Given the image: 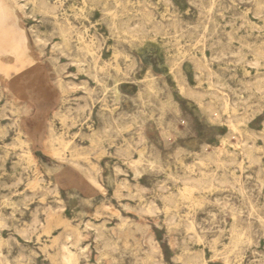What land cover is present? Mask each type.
Here are the masks:
<instances>
[{"label":"rangeland","instance_id":"1","mask_svg":"<svg viewBox=\"0 0 264 264\" xmlns=\"http://www.w3.org/2000/svg\"><path fill=\"white\" fill-rule=\"evenodd\" d=\"M11 1L0 264H264V0Z\"/></svg>","mask_w":264,"mask_h":264},{"label":"bare ground","instance_id":"2","mask_svg":"<svg viewBox=\"0 0 264 264\" xmlns=\"http://www.w3.org/2000/svg\"><path fill=\"white\" fill-rule=\"evenodd\" d=\"M91 1L94 2L96 0H91ZM99 1H101V0H99ZM42 2H40V3L41 4H45V5L47 3V2H44V3H42ZM48 6H49V4H48ZM14 7H15V4L11 0H0V54L2 52H6L7 55H8L5 58L6 65H2L1 64V59H0V76H1V78L3 80H7L8 79V73H9V71L11 69H17L20 65L25 64L28 61H31V59L25 55L24 38L21 35V33L17 30V28L15 26ZM51 7H53V6H51ZM41 8H42V5H41ZM53 8H55V7H53ZM53 8H49L48 7V9H46V10L47 11H51V10H53ZM111 17L113 19H115L116 18V14L112 13ZM147 17L148 16H146V18ZM60 26L64 30H66L67 34L70 32V25H68L67 20H64V22L61 23ZM121 32L126 38H133L134 37V35L129 31L128 26H127L126 23H125V26H123L121 28ZM83 42H85V41H83ZM86 43L88 44V42H86ZM80 44H81V42H80ZM87 44H83V45L81 44L82 45L81 49L84 50L87 53L89 52L88 54H90L89 46H87ZM91 51L93 52V49ZM54 141H57L60 147H59V149L57 151H53L52 155L54 157H56V158H60L59 155H58V152H62L66 148V145L69 144V143L64 145V141L62 139H58V138L55 139L54 137H52L47 142L48 143V147L51 146V144ZM181 196H183V195H181ZM62 250H64L63 257H64L65 261L68 263L70 261V258H71L70 253H69V251L66 248H64Z\"/></svg>","mask_w":264,"mask_h":264}]
</instances>
